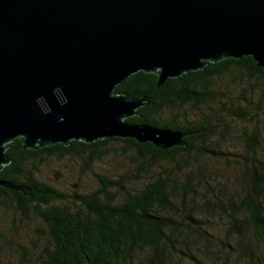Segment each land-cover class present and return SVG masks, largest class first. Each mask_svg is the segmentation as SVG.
<instances>
[{
    "label": "trees",
    "instance_id": "obj_1",
    "mask_svg": "<svg viewBox=\"0 0 264 264\" xmlns=\"http://www.w3.org/2000/svg\"><path fill=\"white\" fill-rule=\"evenodd\" d=\"M158 79L137 72L116 92L149 97L151 102L127 121L181 131L182 146L162 149L119 137L37 150L24 149L21 138L8 144L11 163L0 178L26 185L31 193L0 187V209L13 222L20 217L45 225L38 229L47 240L44 253H38L41 264H174V255L194 258L199 241L208 248L218 243L210 225L214 212L226 223L222 263L239 249L253 264H264V69L245 56L208 62L163 86ZM229 142L238 152L223 150ZM111 143L121 146L129 162L113 178L92 169L108 156ZM48 157L80 162L100 187L68 194L41 180L38 173ZM210 160L238 171L239 194L230 193L227 182L206 165ZM0 236L14 240L28 258L23 263L31 264V253L18 238ZM256 246H262L260 252Z\"/></svg>",
    "mask_w": 264,
    "mask_h": 264
},
{
    "label": "water",
    "instance_id": "obj_2",
    "mask_svg": "<svg viewBox=\"0 0 264 264\" xmlns=\"http://www.w3.org/2000/svg\"><path fill=\"white\" fill-rule=\"evenodd\" d=\"M245 56L264 69V0H0V171L17 138L32 150L113 137L182 146L181 131L128 122L151 100L117 86Z\"/></svg>",
    "mask_w": 264,
    "mask_h": 264
},
{
    "label": "rangeland",
    "instance_id": "obj_3",
    "mask_svg": "<svg viewBox=\"0 0 264 264\" xmlns=\"http://www.w3.org/2000/svg\"><path fill=\"white\" fill-rule=\"evenodd\" d=\"M108 149V156L95 161L92 164V169L95 172L113 178L119 175L124 168H127L129 162L127 158L121 156L125 155L122 153L121 146H118L116 143H111ZM223 150L227 153H231L229 155H232L238 152L237 144L229 142L223 146ZM206 165L216 171L221 177V181L227 182L230 193H240V187L236 182L238 171L232 169V167L223 160H210ZM38 177L68 194H72L74 190L83 194L94 191L100 187V182L94 176L93 172L84 171L80 162L69 157L46 158L38 173ZM14 220L15 222H13V216L8 211L0 209V232H7L9 237H13L15 240L19 239L31 253L29 256L31 257V264H41L42 261L38 257V253H44L47 240L44 237V233L39 232V230H43L45 225L36 220H34L33 223H28L21 220L20 217ZM210 225L213 226L211 231L217 237L216 240L218 243H214L212 247L208 248L207 242L199 241L198 248L195 246L192 253L194 258H187L184 256L177 257L174 255V264H223L222 259H220V254L224 245L221 243V239L227 240L226 223L224 219L219 217L217 212H214L210 219ZM256 247L260 252L262 246ZM16 248L17 245L14 240L4 241L0 236V264H24L23 262L26 261V259L28 260V258L24 257L22 250H16ZM219 249L220 251L216 252ZM238 251L239 249H237V251L233 250L230 253L227 264H253L249 259L240 256Z\"/></svg>",
    "mask_w": 264,
    "mask_h": 264
},
{
    "label": "clouds",
    "instance_id": "obj_4",
    "mask_svg": "<svg viewBox=\"0 0 264 264\" xmlns=\"http://www.w3.org/2000/svg\"><path fill=\"white\" fill-rule=\"evenodd\" d=\"M41 98H37V103L39 104V100H40ZM64 103H67V99H65V101H64ZM61 106H63V104L61 105ZM50 111V110H49ZM43 115H47V114H49V112H43L42 113Z\"/></svg>",
    "mask_w": 264,
    "mask_h": 264
}]
</instances>
